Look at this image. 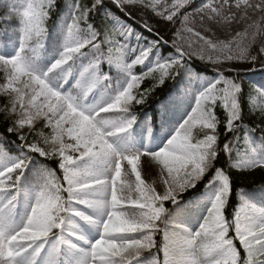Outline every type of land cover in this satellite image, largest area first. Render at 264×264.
Instances as JSON below:
<instances>
[{"label": "snow or ice", "instance_id": "6c2138e0", "mask_svg": "<svg viewBox=\"0 0 264 264\" xmlns=\"http://www.w3.org/2000/svg\"><path fill=\"white\" fill-rule=\"evenodd\" d=\"M103 3L104 0H93L90 7H84L74 0L62 50L46 71L37 72L30 67L27 57L38 56L43 48L48 35L46 25L56 9V0H0L6 20L18 18L16 26L0 28V47L12 42L17 32L20 40L15 56L0 55L4 79L0 94L8 98L0 113L4 114V121L10 122L7 132L15 134L26 150L14 160L7 159L11 153L3 147L5 137L0 133V158L6 160L0 165V264H264V206L242 198L232 219H227L231 178L226 169L216 167L220 153L229 155L239 141L241 83L223 73L209 82L195 97L190 114L159 151H118L111 142V138L132 128L135 106L144 105L155 89V85L140 89L144 78L153 72H159V84L163 85L166 79L181 76L182 71L190 75V58L207 60L216 66L234 60L255 63L259 59L264 63V0H207L192 12H185L172 41L175 54L157 56L155 67L142 75L133 74L132 64H142L161 41L167 40L161 36L125 66L122 57L127 42L133 36L139 40L140 35L126 24H114L111 32H101L89 23V14ZM112 3L129 14L150 9L151 17L175 23L181 9L193 0H172L171 4L168 0ZM197 18L203 32L216 28L223 31L225 39H214L215 32L212 37L202 34L197 30ZM143 27L153 31L147 21ZM253 45L259 46L256 55L250 51ZM104 47L108 49L107 55ZM80 57H87V63L80 67L74 92L62 91ZM105 59L122 67L128 81L114 100L98 110L86 111L82 101L108 79L99 67ZM57 71L63 74L59 82L50 75ZM183 83L182 76L177 84ZM184 89L186 93L188 85ZM254 90L264 97V87ZM185 93L178 91L177 98ZM218 106L226 115L223 125L217 115ZM117 110L116 118L109 115ZM260 110L264 113V106ZM41 123L51 129L50 135L39 130ZM218 126H222L225 135L232 132L233 138L221 144ZM258 129L264 141V127ZM256 130L257 127L250 129ZM32 154L43 161L55 160L57 169L39 170L42 179L37 197L29 214L17 223V198ZM141 157L143 172L148 176L156 175L159 166V175L163 177L159 191L142 177ZM124 161L127 165H123ZM122 166H130L134 183L122 178ZM241 166L238 162L237 167ZM255 168L264 169V160L247 169ZM58 170L62 178L57 175ZM209 173L208 184L216 186V194L206 217L192 231L167 214L166 202L177 203L180 194L194 188ZM258 187L264 189V184ZM77 206L96 211L101 219L86 215ZM68 215L98 226V238L89 241L79 233L67 231L64 225ZM230 230H234V236L229 235ZM158 236L162 238L158 240ZM69 237L84 241L87 247L81 248Z\"/></svg>", "mask_w": 264, "mask_h": 264}, {"label": "trees", "instance_id": "16d2710c", "mask_svg": "<svg viewBox=\"0 0 264 264\" xmlns=\"http://www.w3.org/2000/svg\"><path fill=\"white\" fill-rule=\"evenodd\" d=\"M11 3V0H7ZM74 0H56V9L51 13V16L47 22L46 27L48 28V35L45 39L44 46L40 50L38 56H28L30 67L37 71L43 72L53 62L52 56H58L62 50V45L65 38V30L67 25L71 22L72 17V3ZM84 7H90L93 0H79ZM172 0H168L171 4ZM207 0H193L191 5L185 6L181 9L175 23H169L162 21L158 17H151L152 13L150 9L142 11L137 10L136 12L129 14L128 12L121 11L119 8L112 3V1L104 0V3L98 6V10L95 13L89 14V23H92L95 28L103 32L107 30L111 32L112 25L114 24H126L130 25L135 33L140 35V39L137 40L135 37H130L127 44L128 47L125 50L122 63L126 66L132 64L136 57L140 54L141 49L148 46L150 43L159 40L161 36L167 40V43L161 41L157 49H154L152 54L142 64H132V72L135 75H142L147 72L150 68H154L157 60V56L170 57L175 54V48L173 47V39L176 38V31L181 28L180 20L185 12H192L194 7L201 6L202 3H206ZM142 7V6H140ZM147 21L153 28V31H148L143 27V22ZM18 24V18L13 17L11 20H6L5 9L0 7V28L14 27ZM82 27H86L83 23ZM197 30H200L202 34L212 37L215 32L214 39L224 40L225 35L222 30L212 29V32H203V29L199 28L197 18ZM242 31L241 29H237ZM159 33V35H157ZM187 36V33H184ZM8 44H17L20 46L19 33L17 32L13 36L12 42ZM7 44V45H8ZM259 46L253 45L250 49L252 55H256ZM86 50V49H85ZM104 53L107 55L108 49L104 47ZM10 56L7 53L0 54ZM15 56V55H12ZM163 62V61H161ZM87 63V57H80L79 60L73 64V69L81 67L82 64ZM188 72H181V76H177L175 80L166 79L163 85L159 84V72H153L152 75L146 76L141 82L140 89H150L155 85L154 91L147 98V102L144 105H136V119H142L144 121H151L152 128L156 131L163 124L171 123V120L176 108L181 106L183 110L189 108V103H186L184 99L193 98L199 94L209 82H212L216 77L218 78L220 73L229 79H235L241 83L243 95L241 97V120L238 122L241 127L237 130L239 141L234 148V151L229 155L223 152L217 158L216 167L224 168L227 170L228 175L231 178V194L228 201V207L225 212L227 219H232V216L237 210L241 203L242 198L249 202H253L257 205L264 206V189L258 186L264 184V169L255 168L247 169L248 166L257 161L264 160V141L261 140L260 127H264L261 124V120L264 119V113L261 112V107L264 106V97L259 96L255 88L264 87V63L258 59L255 63L252 61H229L225 62L222 66H216L199 59L190 58L187 60ZM100 70L104 75L108 76L107 83L110 85V90H114V83L120 80V83L125 84L128 81V75L122 67L116 66L114 63L109 64L107 60H103L100 64ZM58 72L50 74L52 76L57 75ZM184 77V83L178 85L177 82L181 81V77ZM3 73H0V83H3ZM188 85V90L185 93L184 85ZM63 89H66L65 86ZM185 93L179 96L177 99V92ZM192 97V98H190ZM195 103V101H193ZM8 103V98L0 94V107H4ZM180 104V105H179ZM217 115L221 120V125L226 123V115L223 110L217 107ZM10 122L4 121V114L0 113V133L4 134L5 139L3 140V147L7 148L11 153V156L7 159L14 160L22 152L26 150L20 145V142L15 134L7 132V124ZM255 132L250 131L251 128H256ZM40 131L42 126L39 127ZM218 130L221 132V144L224 141L230 140L233 137V133L229 132L225 135L222 126H218ZM33 137L30 135L29 140ZM222 147V145H221ZM33 160L25 171L24 177L22 178L20 191L22 195H26L31 202H34L41 183V168L57 169V162L55 160L43 161L37 154H32ZM6 160L0 158V163L4 164ZM241 163V168L237 167V163ZM57 175L62 178V172L57 171ZM211 173L206 174L205 177L196 185L194 189L181 194L177 198V203L166 202L168 208V215L175 219L178 223L183 224L188 229L189 222L191 220L196 221L198 215H202L201 222L205 218V213L211 208L214 196L216 194V186L208 184V179ZM208 184V187L205 185ZM242 190V191H241ZM67 194L65 193V196ZM200 201H207L206 205H201ZM197 204V205H196ZM194 207L195 216L189 217V214L184 212V208ZM28 208L24 202L20 213L22 214L25 209ZM230 236H234V230H230ZM162 237H157L161 239ZM237 245L238 250L243 255L242 246L239 245L238 240L234 241ZM162 258V253H161Z\"/></svg>", "mask_w": 264, "mask_h": 264}, {"label": "rangeland", "instance_id": "374dc122", "mask_svg": "<svg viewBox=\"0 0 264 264\" xmlns=\"http://www.w3.org/2000/svg\"><path fill=\"white\" fill-rule=\"evenodd\" d=\"M237 29H241V28H237ZM56 58L57 57H52V60L54 61ZM79 72H80V69L76 71H72V73L69 75L68 82L66 83V85L69 86V88L71 89V92L72 90H74L72 88L75 85L76 80L79 79ZM60 79L62 80V78ZM125 86H126L125 84L123 85V84L117 83L115 85L116 87L114 91L115 94L118 95L119 92L123 90ZM184 100L186 101V103L190 102L189 103L190 107L185 110H183L181 106H178L176 108V112H174L173 114V117L175 118V121H176L175 123L170 124L169 127L164 126L161 129V131L157 132V131H152L149 129L150 123L143 124L141 121L136 120L132 128L129 129L126 133L121 134L118 137L111 138V142H113L114 147L118 151L126 150V151L147 152V153H153L155 151H159L160 149H162L167 144V141L172 137V135L175 134V131L177 130L179 125L183 122L184 119H186L187 115L190 114V112L192 111V108L195 106L193 102L195 101L194 98L192 100L190 99H184ZM111 101H112V98L107 88V81L103 80L96 86L93 92L86 99L83 100L82 107L86 111H89V110L95 111V110H98L100 107H102L104 104L111 102ZM176 101H178V103H181V100H179L178 98L175 99V102ZM109 115L113 118H116L119 115L118 110L110 113ZM41 126H42V123H41ZM42 130L46 131L44 132L45 135L51 134V129L49 128H45L42 126ZM197 132H198V126L197 128L193 129V135L194 136L197 135ZM198 138H202V136H199ZM41 144L43 145L42 141H41ZM43 146L47 147L46 145H43ZM143 162H144V157H141V161L139 162V169L142 171V177L145 179L146 183H148L149 185L154 187L157 191H159L160 186L163 181V177L159 175V172H160L159 166L156 167V175L148 176L147 174L143 172ZM155 163L156 162L153 161V164ZM123 165H127V162L124 161ZM122 178L131 183L135 182V176L134 174L131 173L130 166H127V167L122 166ZM187 191H185L184 193H186ZM18 206H19V200L17 199V209H18ZM77 207H79L80 210L83 211L86 215H89L96 220L101 219L100 215L96 211L92 209H88L83 206H77ZM17 209H16V212H17ZM196 209L198 210V208ZM184 212L189 214V217H192V218L196 217L194 207L185 208ZM206 215H207V212L205 213V217ZM201 218H202V215L200 214L198 215V219L196 221L191 220L189 222L188 226L190 227V230L195 231L198 229L200 222H201ZM16 221L17 223H20L23 221V219L19 216L18 213L16 216ZM65 229L70 232L79 233L80 235L85 237L86 240H89V241H93L96 238H98L99 231H100L98 226L91 224L87 221H84L80 217H76L73 215H71L70 218L68 219ZM69 239H72L73 243L79 245L81 248L87 247L84 241L76 240L72 237H69ZM75 254L76 253L73 252V255ZM145 259H147V257Z\"/></svg>", "mask_w": 264, "mask_h": 264}]
</instances>
